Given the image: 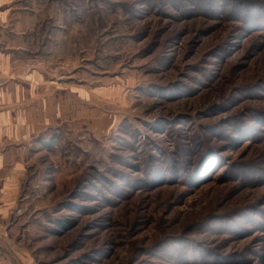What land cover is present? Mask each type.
Masks as SVG:
<instances>
[{
	"label": "rangeland",
	"instance_id": "obj_1",
	"mask_svg": "<svg viewBox=\"0 0 264 264\" xmlns=\"http://www.w3.org/2000/svg\"><path fill=\"white\" fill-rule=\"evenodd\" d=\"M22 6L40 131L0 264H264V0Z\"/></svg>",
	"mask_w": 264,
	"mask_h": 264
},
{
	"label": "crops",
	"instance_id": "obj_2",
	"mask_svg": "<svg viewBox=\"0 0 264 264\" xmlns=\"http://www.w3.org/2000/svg\"><path fill=\"white\" fill-rule=\"evenodd\" d=\"M22 4L25 0H0V29L17 22L18 18H10L15 12L23 13ZM25 41L19 32L11 38L4 33L0 36V220L15 205L25 169L26 142L40 131L35 115L25 113L27 103L34 105L33 97L27 100L26 85L31 88L36 84V69L25 67Z\"/></svg>",
	"mask_w": 264,
	"mask_h": 264
}]
</instances>
